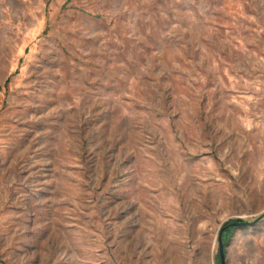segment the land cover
<instances>
[{
    "label": "rangeland",
    "instance_id": "374dc122",
    "mask_svg": "<svg viewBox=\"0 0 264 264\" xmlns=\"http://www.w3.org/2000/svg\"><path fill=\"white\" fill-rule=\"evenodd\" d=\"M221 237L264 264V0H0V264Z\"/></svg>",
    "mask_w": 264,
    "mask_h": 264
},
{
    "label": "water",
    "instance_id": "95a60500",
    "mask_svg": "<svg viewBox=\"0 0 264 264\" xmlns=\"http://www.w3.org/2000/svg\"><path fill=\"white\" fill-rule=\"evenodd\" d=\"M237 223L238 224H244L245 222H237ZM220 246H221L222 264H227L225 247H224L222 237L220 238Z\"/></svg>",
    "mask_w": 264,
    "mask_h": 264
}]
</instances>
